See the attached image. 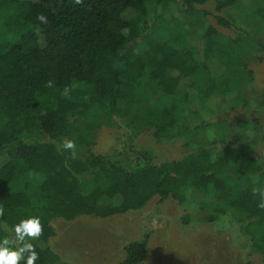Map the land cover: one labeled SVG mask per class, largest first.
Here are the masks:
<instances>
[{
    "label": "trees",
    "instance_id": "obj_1",
    "mask_svg": "<svg viewBox=\"0 0 264 264\" xmlns=\"http://www.w3.org/2000/svg\"><path fill=\"white\" fill-rule=\"evenodd\" d=\"M147 1L0 0V243L13 239L14 225L22 219L38 217L43 234L28 241L39 255L35 264L59 261L48 246L50 218L108 217L140 209L154 195L160 200L180 197L186 188L221 199L250 219L245 231L264 258V209L257 206L259 193H253L264 189V161L249 143L239 145L234 156L193 147L196 135L211 126L220 131L228 121L223 105L238 103L233 109H241L243 103L231 81L210 82L205 70L211 65L234 68V52L249 55L253 42L241 34L221 48V35L206 25L205 11L197 13L187 31L159 17L157 26L166 37L158 39L152 35L157 27L149 21ZM179 1L191 13V2L204 0ZM215 1L222 6L224 0ZM154 2L160 10L162 0ZM261 11L259 6L257 13ZM40 14L47 23L37 19ZM217 21L229 25L220 16ZM258 25L264 29L263 20ZM4 29L13 40L2 39ZM256 43L264 45L259 39ZM48 81L54 82L52 87L46 86ZM65 86L72 89L70 99L62 95ZM88 93L90 102L99 103L100 117L101 110L130 111L136 130L153 129L159 142L186 137L192 152L159 165L94 156L82 147L85 140L68 119ZM148 98L151 104L132 108ZM194 101L207 103L212 118L191 121L198 113ZM80 115L90 124L98 118L89 107ZM245 117L238 115L234 126L245 127ZM66 140L75 142L74 158L72 149L63 148ZM20 166L27 180L13 188ZM159 214L156 208L151 219ZM152 229L151 220L141 239L124 244L117 264L143 262Z\"/></svg>",
    "mask_w": 264,
    "mask_h": 264
},
{
    "label": "rangeland",
    "instance_id": "obj_2",
    "mask_svg": "<svg viewBox=\"0 0 264 264\" xmlns=\"http://www.w3.org/2000/svg\"><path fill=\"white\" fill-rule=\"evenodd\" d=\"M146 6L150 23L157 27L152 35L158 39L166 37L157 26L159 17L187 31L197 13L202 11L206 12V25L220 33L221 48L241 34L251 38L254 47L249 55L234 52L237 59L234 68L227 71L211 65L205 70V77L210 82L231 81L243 97V103L241 109H233L238 103L223 105L228 109L225 114L228 121L220 131L211 126L196 135L193 147L234 156L239 145L249 143L264 161V149L260 147L264 140L256 131L259 127L264 135V45L260 47L256 43L258 39L264 42V29L258 27V23L264 21V11L257 13L259 6L264 8V0H224L222 6L215 0L192 1L194 11L191 13L186 12L179 0H162L160 10L154 0L147 1ZM218 16L227 19L229 25L218 23ZM152 35L149 34L147 39ZM1 36L5 41L14 39L7 29L1 32ZM150 102L148 98L145 103L142 101L143 104L133 103L132 108ZM127 105L123 103L120 107L126 111ZM192 106L198 113L189 117L191 121L212 118L207 103L194 101ZM86 107L97 113L94 124L85 123L80 115ZM101 113L100 117L99 103L90 102L88 93L78 111L68 117L69 122L74 123L71 126L85 140L82 147L100 159L138 160L159 165L179 160L192 152L186 137L159 142L153 129L136 130L130 124V111L129 114H109L101 110ZM238 115L246 116L243 128L234 126ZM26 180L27 173L20 166L11 185L20 188ZM156 208L160 214L153 220ZM151 220L153 229L146 257L138 264H264L262 254L253 249L245 231L250 219L228 207L221 199L192 188L184 189L180 197L169 195L160 200L154 195L140 209L108 217L93 214H81L72 219L52 217L49 224L53 234L48 239V246L58 256V264H117L124 257V244L141 239Z\"/></svg>",
    "mask_w": 264,
    "mask_h": 264
},
{
    "label": "clouds",
    "instance_id": "obj_3",
    "mask_svg": "<svg viewBox=\"0 0 264 264\" xmlns=\"http://www.w3.org/2000/svg\"><path fill=\"white\" fill-rule=\"evenodd\" d=\"M77 4L82 0H75ZM37 19L41 23H47L45 15H38ZM53 81H48L46 86L52 87ZM71 88L65 86L62 95L65 98H71ZM64 149L73 150V158L75 157V142L72 140H66L63 144ZM253 193H259L261 199L258 203V207L264 209V189H253ZM4 209L0 207V216H3ZM13 231L15 233L13 239L10 241L8 238H4L0 243V264H19L21 260L25 259V253H27L25 264H35V261L39 258L38 253L32 243L29 240H36L43 234V227L38 217H30L28 219H22L18 224L14 225ZM13 243L18 247L13 250L9 247V244Z\"/></svg>",
    "mask_w": 264,
    "mask_h": 264
}]
</instances>
